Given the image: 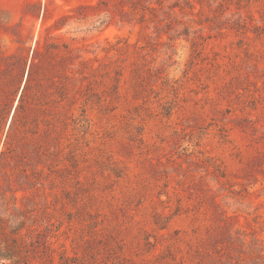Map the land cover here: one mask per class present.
Segmentation results:
<instances>
[{
  "label": "rangeland",
  "instance_id": "obj_1",
  "mask_svg": "<svg viewBox=\"0 0 264 264\" xmlns=\"http://www.w3.org/2000/svg\"><path fill=\"white\" fill-rule=\"evenodd\" d=\"M32 58L1 167L53 223L28 264L264 253V0H0V151ZM217 211L233 237L212 250Z\"/></svg>",
  "mask_w": 264,
  "mask_h": 264
},
{
  "label": "trees",
  "instance_id": "obj_2",
  "mask_svg": "<svg viewBox=\"0 0 264 264\" xmlns=\"http://www.w3.org/2000/svg\"><path fill=\"white\" fill-rule=\"evenodd\" d=\"M141 0H135V2L140 3ZM102 2V1H101ZM162 0H159V5L161 4ZM144 8H150L151 10H154L153 7L145 6ZM145 14L143 13L141 15V21L144 19ZM35 66V62L33 58L30 60L28 69L26 71L25 79L23 82V86L21 88V92L19 94L16 106L14 107L7 133L4 140V149L0 151V175L5 180V184L2 187V190L0 191V264H28V257L30 252V246L31 242L34 240V235H38L39 240V247L43 249V252L46 254V257L48 260L52 257V253L55 250V248L52 246V241L50 238L53 236L50 233V229L52 226V222H50V216H48V212L45 210L47 207L46 202L43 200L39 201L38 203L43 202L41 206L42 210L40 213H38V208L26 206V201L29 200L28 195L25 193V190L27 187L22 184H15L14 179L11 177V173L3 172L1 173V167L3 165V159L5 157V154L7 153L8 149H10V140L13 138L12 133L16 127V121L18 119L19 112L22 108L26 106L27 98L28 97V91L31 87V80L33 79V68ZM117 77V83L114 85V88H118L119 85V75L122 76V71L116 72ZM139 78V77H138ZM144 80V77L142 78ZM140 80H134V82L137 84H141ZM42 88V83L38 82V88ZM63 91L66 90L65 84H62L60 86ZM39 88V89H40ZM61 94V93H60ZM22 127L25 128V123H22ZM23 128V130H24ZM20 131L24 132L20 127L18 128ZM53 130L51 128H46L43 132V141L41 146L43 147L44 154L49 155L52 151H50L51 146L53 145L52 136H50ZM46 136V137H45ZM12 150V149H11ZM220 176H226L225 172H221ZM33 185H29L28 187H32ZM1 187V186H0ZM23 191L22 195L18 197L16 195L17 191ZM35 202V204H38ZM217 202L214 200L211 201V206L214 208L217 207ZM36 210V212H33ZM40 215V221H38ZM45 216V224L41 222L42 216ZM159 215L155 217V224L159 225L160 228H165L167 226V221L163 220L162 218H159ZM214 221L216 222H223L222 224H219L216 226L215 230L211 232V234L208 235V240L213 245L211 248L212 250L217 249L216 241L221 238V234L223 236L227 237H233L231 228L229 227V222H227V219H229V216H226L224 214V211H217L214 212ZM56 221H59L56 219ZM223 228L225 230H223ZM217 229V230H216ZM219 229V230H218ZM37 232V233H35ZM226 233V234H225ZM37 238V237H36ZM239 239L238 236L234 237L233 240ZM214 240V241H213ZM239 248H236V254H231L230 251H227V257L226 262L219 261L218 264H255V261H262L264 259V253H263V247H253L250 249H245L244 242H241L238 244ZM237 246V247H238ZM60 253H66V248L64 244L61 245ZM229 248V247H228ZM198 257V260L196 261V264H208L207 262H216V259H214V256L208 255V261L205 262L201 258L202 252L200 250H196ZM214 252V251H213ZM237 256V257H236ZM241 256H243L241 258ZM240 257V259L238 258ZM51 261H48V263Z\"/></svg>",
  "mask_w": 264,
  "mask_h": 264
}]
</instances>
